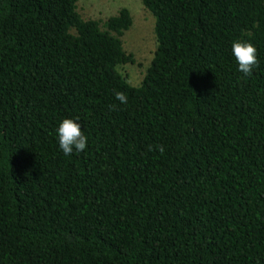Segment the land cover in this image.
Masks as SVG:
<instances>
[{
    "label": "trees",
    "instance_id": "16d2710c",
    "mask_svg": "<svg viewBox=\"0 0 264 264\" xmlns=\"http://www.w3.org/2000/svg\"><path fill=\"white\" fill-rule=\"evenodd\" d=\"M139 1L155 49L132 86L127 9L0 0V264H264V0Z\"/></svg>",
    "mask_w": 264,
    "mask_h": 264
},
{
    "label": "rangeland",
    "instance_id": "374dc122",
    "mask_svg": "<svg viewBox=\"0 0 264 264\" xmlns=\"http://www.w3.org/2000/svg\"><path fill=\"white\" fill-rule=\"evenodd\" d=\"M75 3L78 14L84 19H105L115 15L119 8L129 11L131 25L121 41L123 50L132 55L133 62L118 70L130 85H138L155 49L151 14L142 8L139 0H76Z\"/></svg>",
    "mask_w": 264,
    "mask_h": 264
},
{
    "label": "clouds",
    "instance_id": "9594fccd",
    "mask_svg": "<svg viewBox=\"0 0 264 264\" xmlns=\"http://www.w3.org/2000/svg\"><path fill=\"white\" fill-rule=\"evenodd\" d=\"M231 49L238 64V71L245 77H251L253 69L259 66L256 48L251 43L238 40L232 43ZM115 99L121 104H126L128 101L127 95L120 91L115 92ZM113 108L114 106L110 107V110ZM57 136L59 148L66 156L71 155L74 150L77 153L83 152L88 143L87 137L81 131L80 123L73 119H64L59 124ZM158 150L163 153L164 147L158 146Z\"/></svg>",
    "mask_w": 264,
    "mask_h": 264
}]
</instances>
